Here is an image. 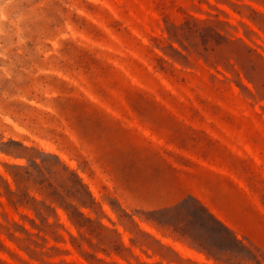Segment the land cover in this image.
Listing matches in <instances>:
<instances>
[{"label":"rangeland","instance_id":"1","mask_svg":"<svg viewBox=\"0 0 264 264\" xmlns=\"http://www.w3.org/2000/svg\"><path fill=\"white\" fill-rule=\"evenodd\" d=\"M149 2L164 13L147 9ZM169 2L0 0V264H264L260 252L241 250L210 215L202 213L204 229L146 205L162 194L196 195L264 250V0ZM123 42L165 75L145 62L154 78L149 76ZM125 65L139 77L121 76L117 71L125 72ZM91 83L104 102L85 89ZM135 87L158 90L165 110L154 120L178 147L132 121L135 110L148 118L152 111L150 96ZM86 98L102 103L130 130L109 133L108 119ZM92 112L103 130L94 136L86 128L90 122L79 124L78 115ZM66 124L80 128L88 150L69 142ZM98 135L114 145H99ZM63 165L76 170L88 190ZM19 198L24 205L15 207L11 201ZM76 199L86 204L80 208L84 217Z\"/></svg>","mask_w":264,"mask_h":264},{"label":"trees","instance_id":"2","mask_svg":"<svg viewBox=\"0 0 264 264\" xmlns=\"http://www.w3.org/2000/svg\"><path fill=\"white\" fill-rule=\"evenodd\" d=\"M165 4L170 3L169 0H164ZM146 8L152 11H159L157 9H160L162 12L164 13L161 8H159V6H157L156 4H152L151 2L145 4ZM164 9V8H163ZM78 17L84 19L85 21H88L92 26L96 27V24H94V22L91 20H88L85 16L82 15H77ZM93 17H96L93 15ZM192 17V16H190ZM111 18L115 21L114 17L111 15ZM193 18V17H192ZM99 19V18H98ZM196 19V18H195ZM99 21H101L99 19ZM166 23H168L167 20H165ZM73 27L76 31H81V29L77 28L74 24ZM134 39L136 41H138V43L144 47V48H148L151 50V52L153 53V55L158 58L160 61H162L163 63L173 67L174 69L178 70L175 65L171 62H169L164 56L158 54L154 48L147 46L146 44H144L142 42L141 39H139L138 37L134 36ZM170 39H175L174 36L170 35ZM62 43L64 41H61ZM125 43V45L127 46V48L129 49L128 51H124L133 61H136L140 64V66H142L145 70V72L149 75V76H153V74L148 70L147 65L145 64V62H148L150 65L153 66L154 70L156 72H160L161 75H165L164 72L161 70V68H158V66H156L151 60L150 58L143 53L142 51H140L138 48H135L134 46L128 44L127 42H123ZM161 51H163L166 55H169L166 50H164L163 48H160L159 46H157ZM172 49H174L172 47ZM175 50V49H174ZM95 51H98V49H95ZM134 54H138L140 57L139 58H135ZM175 59V58H174ZM126 71L123 72L122 70H118L117 72L121 75V76H126L127 74H130L132 76H137L139 77L136 72H134L130 67L126 66ZM113 69L115 70V68L113 67ZM143 84L147 85L148 88H152V86H150L145 79L139 78ZM81 82V81H80ZM85 89L89 90L91 92V94L95 95L101 102H104V98L99 94L98 89L96 87L95 84L91 83V85L89 86H85ZM137 90H141L142 92H145V94H147L148 96H150V99L152 101V111H151V117H143L142 115H140L136 110H135V115L133 118V122H137V124L140 127H143L144 129L148 130L152 135L156 136L157 138H159L160 140H163L166 144H170L172 146H176L178 147V144L174 141H171L170 138L168 136H166L163 131L164 129L159 126L156 121L154 120V118L156 116H158L160 114L161 110H165V104L163 102H161L160 100L157 99L156 94L160 95V93L158 92V90H154L155 92L153 93H148L146 90L144 89H140L138 87H135ZM153 89V88H152ZM53 91H56L57 93H61L62 91H60L59 89H53ZM85 94V93H82ZM56 99H60V98H56ZM41 101V100H39ZM86 103L90 108L95 109L94 111H98V113H101L103 115V117L106 119H108L109 123V127L107 131H109V133H111V131L113 130L116 134L118 135H123L125 134V131L130 130L129 127H125L121 120L118 119L117 117L113 116L111 113H109L107 111V109L104 107V105H102V103H96L93 101H90L88 98H86ZM29 106V105H28ZM30 108H32L35 111L40 112L37 108H33L32 106H29ZM113 108V106H111ZM54 109L57 110V112H59V114L65 118L64 115V110H62L61 108L54 106ZM115 109V108H113ZM116 111V110H115ZM9 113V112H6ZM9 115L20 125L23 126L25 128H27L32 134L39 136V137H43L44 134H42L41 132L36 131L33 127H31L28 123H26L25 121H23L19 116L15 115V114H11L9 113ZM79 124H83L84 121H89L90 124L88 126H86L87 131H90L89 134H91V136H94L95 133L98 131H103L101 130V122L100 119L98 118V116H96V112H92L91 116L89 115V118L87 116H85V114L83 113H79ZM102 117V116H101ZM66 131L64 132L65 137L69 140V142L74 145L78 150H80L81 148H83L84 150H88L89 146L87 141L85 140V137L83 134L80 133L79 129L73 128L70 124H66L65 126ZM13 132V131H12ZM67 132V133H66ZM69 132V134H68ZM68 134V135H67ZM72 137H75V140L72 139ZM95 140L98 141L99 145H104L105 142L103 139L99 138L96 136ZM104 142V144H103ZM114 145V143L112 142V139L109 141H107V143L105 145L108 144ZM59 148L69 154L72 158H74V156L68 152V150H66V148H64L63 146H60V144H58ZM25 150H27L28 148L25 146H22ZM107 148V147H105ZM1 150L7 154H11L20 158H27V156H25L24 154H14L11 152H8L7 150H4L1 148ZM57 158V157H56ZM58 159V158H57ZM31 163H33L34 165H36L38 167V170L40 171V173H44L42 167H40L35 160H29ZM58 161L60 163H62L60 161V159H58ZM7 167H12V168H17V169H25L26 167L24 166H20V165H9V164H5ZM64 169L67 172H70L77 180V184L80 188L88 190V187L83 183L82 178L79 176L78 172L76 170L70 169L68 166L63 165ZM151 171H154L151 170ZM45 174V173H44ZM15 179V182L18 186V190H20V184L21 181L16 177L13 176ZM0 180H3V178L0 176ZM166 183H168V181H166ZM169 187L171 188H175V183L172 181H170L169 183ZM175 190V189H174ZM186 191V190H185ZM89 192V191H88ZM189 192V191H188ZM243 192V191H241ZM12 194H17L14 192H11ZM190 193V192H189ZM89 194L91 195V193L89 192ZM192 195V200H189L187 197L181 195L178 191L175 192V194L173 196H168V195H160L157 198H149L147 199V203L146 205L152 207L153 209H155L156 211H169V212H173V213H177L178 217H182L184 219H186V221H188L189 224L191 225H201L202 227L207 228L206 224L204 223V220L202 218V213L208 214L212 217L213 221L215 222V224L219 225L220 228L227 234L230 235V237L232 238L233 241H235L237 244H239V247L241 250L249 252L251 255L253 256H257L256 252H260L262 254V257L264 258V250L262 248H259L256 244H254L252 242V239L250 236H248L247 234H245V232H243L240 228H237V225L233 223V228L229 227V219H221V218H217L214 214H212L209 210V208L204 204V202L196 195ZM48 199L52 200L53 202H57L58 200H55L52 197H48L46 196ZM77 202V206L75 207L76 211L78 212L80 217H84V214L81 212V207H85L86 204L83 203L82 201L76 199ZM250 200V198H249ZM126 202L128 203L129 207H131L132 209H135V206L130 203L129 201L126 200ZM11 203L17 207L18 205H24V202L19 198L18 201L13 202L11 201ZM58 203V202H57ZM62 206V205H61ZM64 207V206H62ZM65 210H67V208H64ZM259 214L260 212L257 211ZM136 214L139 215L138 211H135ZM146 216V215H145ZM146 219H153L152 216H146ZM229 220V221H228ZM156 221V220H155ZM238 234L242 235L243 239H240L238 237ZM247 242V243H246ZM223 252H228L231 251L230 249L227 248H221ZM202 251H204L207 256L212 257L216 260H218L217 258H215L211 253L207 252L205 248H201ZM220 261V260H218Z\"/></svg>","mask_w":264,"mask_h":264},{"label":"bare ground","instance_id":"3","mask_svg":"<svg viewBox=\"0 0 264 264\" xmlns=\"http://www.w3.org/2000/svg\"><path fill=\"white\" fill-rule=\"evenodd\" d=\"M2 2V1H1ZM3 2H4V0H3ZM2 4V3H1ZM2 7V6H1Z\"/></svg>","mask_w":264,"mask_h":264}]
</instances>
